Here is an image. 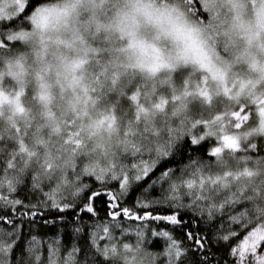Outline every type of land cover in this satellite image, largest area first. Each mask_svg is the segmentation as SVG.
Instances as JSON below:
<instances>
[{
    "label": "snow or ice",
    "instance_id": "6c2138e0",
    "mask_svg": "<svg viewBox=\"0 0 264 264\" xmlns=\"http://www.w3.org/2000/svg\"><path fill=\"white\" fill-rule=\"evenodd\" d=\"M0 264H264V0H0Z\"/></svg>",
    "mask_w": 264,
    "mask_h": 264
},
{
    "label": "trees",
    "instance_id": "16d2710c",
    "mask_svg": "<svg viewBox=\"0 0 264 264\" xmlns=\"http://www.w3.org/2000/svg\"><path fill=\"white\" fill-rule=\"evenodd\" d=\"M102 206H103V204H102V203L98 205V207H102ZM157 250H162V249H157Z\"/></svg>",
    "mask_w": 264,
    "mask_h": 264
}]
</instances>
